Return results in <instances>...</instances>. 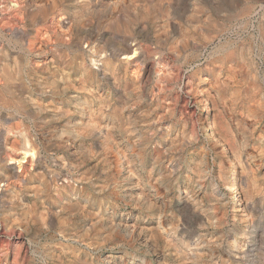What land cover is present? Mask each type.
Listing matches in <instances>:
<instances>
[{
  "label": "rangeland",
  "instance_id": "374dc122",
  "mask_svg": "<svg viewBox=\"0 0 264 264\" xmlns=\"http://www.w3.org/2000/svg\"><path fill=\"white\" fill-rule=\"evenodd\" d=\"M92 1L98 2V0H0V24L3 21L10 20L15 10L20 9L24 12L26 8L28 10L25 11V14L33 16L42 13V20L52 24V27L57 30L58 25L63 24L61 23L63 20L65 27H68L69 24L72 25L73 19L76 18L74 13H78L80 9V5L74 4V2ZM102 1L113 2L114 0H99V2ZM118 1L121 3L118 4ZM9 2L10 6L8 7ZM27 2L28 5H26ZM30 2H34L33 5ZM114 2L115 11L113 14L115 15V34L117 35V38L115 37V47L119 41L118 39H120L119 35L126 32L132 34V39L128 40L127 43H132L131 45L137 43L136 45H139L143 55L141 61H138V64L135 65L136 67L130 68V71L136 68L134 69L135 84L131 85L130 79L126 78L120 81L119 91L116 92L115 89L116 106L120 107L122 103L127 106L123 112H121V107L119 108L117 121L128 123L131 131L127 133L121 128L114 129V139L120 143L122 141L121 144L125 147L123 149L126 150V157L130 160L129 162H131L130 164L134 169V177L132 180H130L131 178L120 180L115 189L117 192H113L114 195L109 188L102 190L101 193L96 192L90 182L100 183L104 180V175L99 172L101 166L95 167L89 153L91 149H93L92 152H95L97 147L84 141L83 148H80L77 153L68 154L67 158L79 163L82 169L86 171V179L89 181L77 183L76 188L83 195L91 194L86 202L87 206L82 207L84 201L78 200L76 197L71 202L63 203L62 209L58 208L59 203L55 198H51L47 203L41 205L39 202L33 204L30 199L27 200L26 197H23L22 202L35 206L37 210L35 221L30 220L27 223V230L14 226L11 230L8 229L10 231H7L2 229L3 223L0 219V245H4L6 242V245L9 244L7 245L8 249L14 246L18 248L21 245V248L19 247V261H21V264H67L68 262V264H90L95 261L97 255L106 259L107 263L105 264H172L173 262V264H264V0H117ZM15 3L16 6L14 7ZM19 5L21 6L19 7ZM74 5L76 6L74 7ZM24 6L25 8H23ZM11 7L12 9H9ZM3 8L9 10L6 11ZM159 11L162 13L161 16L165 13L168 16L165 14L164 17H161ZM121 13L122 16H120ZM156 13L159 14L155 15ZM103 15L100 16V21L106 18V14ZM167 18L168 21L170 20L169 22L166 20ZM141 20L144 21V25L136 27L137 22ZM122 22H127L128 25L121 26ZM164 25L168 30L166 29L165 34L163 33L160 35L161 37L156 38L154 32H157L158 26L164 27ZM3 29L0 28V44L5 45L8 43L7 45L13 48L16 47L17 44L13 45L12 38L14 37L12 33L6 28ZM3 37L4 39H2ZM83 48L86 51L89 49L86 44H83ZM136 52L134 56L138 54V50ZM120 56L116 55V58ZM137 67L139 68L137 69ZM148 68L150 69L148 70ZM200 88H202L201 91ZM202 95L206 96L209 101L210 112L208 113L214 119V126L210 132L206 131L202 124V105L200 101ZM143 111L144 113H142ZM165 118L167 119L165 120ZM20 119L24 121L25 125L30 123L31 136L33 135L32 137L36 140L40 153L42 152L40 156L42 155L41 159L44 164L50 165V167L52 165V168L56 169L44 150V138L46 137L36 131L37 129L32 126V122L24 118L9 119L3 122V132L8 138V148L5 145L6 153H8L7 157L10 154L12 156L23 154L27 138L18 132L16 133V128L21 125ZM154 133H156V137ZM119 134L120 136H118ZM148 140L150 143H148ZM220 142L226 144L229 151L227 155L219 151ZM16 143H19L20 146H17ZM10 144H16V148H19L12 152L9 149ZM108 155L111 156V154ZM108 155L106 156V165L107 168L112 169L113 159L111 158L113 156ZM58 156L60 158L65 157L61 152ZM29 158L25 156L24 160L19 161L18 158L13 161L7 159V161L10 160L7 165L14 167L17 172L23 174V164L26 163L28 167H31V163L26 162ZM161 162L163 163L161 164ZM231 162L235 163L239 169V194L244 208H246V211L248 210L249 216L247 219L242 218L241 213L230 206L228 196L223 194L226 183V169ZM153 166L155 167L153 168ZM49 177L51 178L49 185L53 186L55 178L53 175H49ZM142 177H145V179ZM158 178L159 180H157ZM145 194H147V197ZM127 202L130 204L128 205ZM114 203L119 206L116 207ZM135 203H138V206H134ZM128 208L130 209L128 210ZM214 208L218 211L213 210ZM42 209L46 214L42 212ZM48 210L52 211V215L53 212H57L58 215H50V219L56 227L61 228L60 231L44 229L36 220H43L46 216L49 219ZM93 215H98L100 222H103H99L97 225L101 231L110 235L109 241H106L98 249L85 246L82 237V232L90 226ZM59 220H61V223H59ZM56 223H59V226ZM252 224L256 227L254 234L250 238H244V231ZM149 237L151 240H148ZM159 237H161L160 241ZM66 238L68 241H66ZM133 238H135V241H133ZM235 239L238 240L237 244H234ZM112 245L113 247L109 248ZM135 250L137 252H134ZM114 251L115 253L119 252L117 257L106 256ZM10 256L12 257V253L8 252L7 261L11 259ZM168 259L170 260L167 261Z\"/></svg>",
  "mask_w": 264,
  "mask_h": 264
},
{
  "label": "bare ground",
  "instance_id": "6f19581e",
  "mask_svg": "<svg viewBox=\"0 0 264 264\" xmlns=\"http://www.w3.org/2000/svg\"><path fill=\"white\" fill-rule=\"evenodd\" d=\"M114 1H117V0H114ZM114 1L113 2H103V1L99 2V0H98V2H93V1L92 2H74V4L80 5V9H79L78 13H74V17H76V18L73 19L72 25H70L69 24L70 22H69L68 23L69 26L65 27L66 25L64 24L65 22L63 20V22H61V23H63L65 26L63 24L58 25L57 30H55V27L54 28L52 27V24H50V23L48 24L47 22L42 20V16H43L42 13H41L42 16L39 14L38 15L36 14L33 16H31V14H30V16L25 14V11L28 10L25 8V6L23 7V8H25L24 12H23V10L19 9V10H15V12H13L14 13L13 14L11 12L13 10H11L10 12L13 14V15H11L12 18L10 17V20H8V21H3V22L1 21L2 23L0 24V28H4V29L6 28L7 30H9L14 37V38H12V40L14 42L13 45L17 44V46L14 48L12 46L7 45L8 43L5 45L0 44V185H2V187H0V219L3 223L2 229L10 231L12 227L16 226V228L20 227V228H23L24 230H27V223L30 220L35 221V212L37 211L35 206L33 205V204H35V202H39L41 205H43V204L47 203L48 200H50L51 198H55V200L59 203L58 208L62 209L61 206L63 203L71 202L76 197V199L84 201V203L82 204V207L85 208L87 206L86 202L88 201V198L91 194L89 193V195H87L85 193L86 195H83V193L82 194L79 193L78 189L76 188L77 183L82 182V181H89L88 179H86L87 178V175H85L86 171L82 169V166L79 163H77L75 161L73 162L67 158L68 154H73L74 152L77 153V151H79L80 148H83V146H84L83 142L84 141H86L89 144L92 143L95 147H97L95 152H92L91 150H93V149H91V150H89V153L91 154V157L93 159L92 161L95 163V167L98 168L99 166H101V167H99L100 168L99 172L104 175V180L102 182H100V183L90 182L91 185L93 186L94 190H96V192L101 193V191L106 189V188H109L112 193L117 192V191H115V189L117 188V186H118L117 183L120 180H122L124 178H127L128 180L131 178L130 180H132V178L134 177V169L130 164L131 162H129L130 160H128L126 157L127 154H126V150L123 149L125 147L122 146V144H121L122 141L120 143L118 140L114 139V132H113L114 129L116 130L117 128H121L124 132H127V133H130V131H131L128 123H119L117 121L118 116H119V112H120L119 108L121 107V112H123L127 106L125 105V103H122V102H121L122 104L120 105V107L116 106L115 89L117 90L116 92H118L119 87H120V81L125 80L126 78L130 79L131 85L135 84V82H134V79H135L134 69H136V68L131 69V71H130V68H132L136 64H138L137 62L141 61V59L143 58V55H142L141 48L139 47V45H136L137 43L134 44V45H136L135 47H134V45H131L132 43L131 44L127 43L128 40L132 39L131 38L132 34L130 35L126 32H123V34L119 35L120 39H118L119 41L117 42V46L115 47V37L117 38V35L115 34V15L113 14V12L115 11V2ZM119 2L120 1H118L117 3L119 4ZM33 3L34 2H32L31 4L33 5ZM126 3L128 4V2H126ZM26 5H28V2ZM9 6H10V2H9L8 7ZM13 6L15 7L16 3ZM20 6L21 5H19V7ZM66 6H67V4H66ZM75 6L76 5H74V7ZM14 7H13V9H15ZM3 9H5V8H3ZM9 9H12V7ZM9 9H5V10L7 11ZM58 9H59V7H58ZM61 9H64V8H61ZM30 10H32V9H30ZM46 10H47V8H46ZM53 11H54V9H53ZM34 12H35V10H34ZM65 14H67V13H65ZM103 14H106V18L103 21H100V16ZM115 14H117V13H115ZM157 14H159V13H156L155 15H157ZM165 14H163V16H161L162 15V13H161L160 16L164 17ZM169 14H171V13H169ZM120 16H122V13L120 14ZM166 16H168V14H166ZM118 17H119V15H118ZM43 18H45V17H43ZM46 18H47V16H46ZM53 18H54V16H53ZM59 19H61V18H59ZM160 19L162 20V18H160ZM0 20H1V18H0ZM6 20H7V18H6ZM122 20H124V19H122ZM166 20L168 21V18ZM126 21H127V19H126ZM156 22H158V21H156ZM163 23H165V21H163ZM120 25L125 27V25L127 26L128 24H127V22H122ZM138 25L142 27L144 25V21H142V20L138 21L136 27ZM165 25H167V24H165ZM165 25H164V27L158 26V28L156 30L157 32H154L155 33L154 35L156 36V38H159V37H161L160 36L161 34L166 33L165 30L167 28H165ZM167 27H168V25H167ZM149 30H150V28H149ZM140 31H141V29H140ZM140 36H141V34H140ZM163 37H164V35H163ZM7 38H9V37H7ZM182 38H183V36H182ZM2 39H4V37ZM192 40H193V38H192ZM207 40H208V38H207ZM177 41H180V40H177ZM83 44L87 45V47L89 48V49H87L88 51H86L83 48ZM176 44H178V43H176ZM159 45H160V43H159ZM163 48H164V46H163ZM136 50H138V54L134 56V53H137ZM162 51H165V50H162ZM163 53H166V52H163ZM146 54H147V52H146ZM116 55H121V56L116 58ZM145 56H147V55H145ZM145 56H144V58H145ZM176 56H177V54H176ZM176 56H175V58H176ZM159 63H160V61H159ZM162 65H163V63H162ZM138 68L139 67H137V69ZM149 69L150 68H148V70ZM165 74H166V72H165ZM161 76H162V74H161ZM146 80H147V78H146ZM126 83H127V81H126ZM201 89L202 88H200V91H201ZM156 90H158V89H156ZM122 92H124V91H122ZM122 96H124V95H122ZM200 101H201V105H202L201 106V114H202V119H203L202 124L204 126V129L206 131L210 132L214 126V119L208 113V112H210L209 111L210 110V103L207 100L206 96H204V95L201 96ZM132 105H134V104H132ZM172 112H173V110H172ZM142 113H144V111ZM161 113H162V111H161ZM128 114H130V113H128ZM169 116H170V114H169ZM172 116H174V115H172ZM17 118H24L26 120L28 119L30 122H32V126L35 127V129H37L36 131H38L40 134H43L46 137V138H44L45 139L44 140L45 141L44 150L47 153L48 157L50 158V161L52 162V164L54 166H56V169H53L52 165L50 167V165L44 164V162L41 159L42 155L40 156V154L42 152L40 153V150H39V147L37 145L36 140H34V138L32 137L33 135L31 136V133H30L31 128L29 126L30 123L28 125H25L24 121L22 119H20V121H19L21 123L20 127H19V124L17 125L19 128H16V133L18 132L21 135H23L25 138H27L26 139V145H24L25 146L24 150L21 148V150H23V154L22 155L19 154L18 156H12L10 154V156L7 157L8 153H6L7 150H5V145L8 148V146H7L8 138L6 135H4V132H3V130H4L3 122L5 120L17 119ZM166 119L167 118H165V120ZM16 123H17V121H16ZM10 124H11V122H10ZM150 127H151V125H150ZM9 129H11V128H9ZM154 130H155V128H154ZM13 131H14V129H13ZM156 133H154V135ZM169 133H170V131H169ZM162 134H163V132H162ZM149 135L151 136V134H149ZM118 136H120V134ZM159 136L161 137V135H159ZM155 137H156V135H155ZM146 138L148 139L149 137H146ZM12 139L14 140V138H12ZM41 139H43V138H41ZM21 140H23V139H21ZM138 140H140V138H138ZM142 141H144V140H142ZM144 142H146V141H144ZM148 143H150L149 140H148ZM11 144H13V143H11ZM11 144L9 145V149L12 152H14V150L19 148V147L16 148L17 143L15 145H11ZM18 145H19V143L17 144V146ZM166 146H165V148H166ZM85 149L88 150L87 148H85ZM131 150H132V148H131ZM180 150H181V148H180ZM146 151H148V150H146ZM219 151L222 154H226V155L228 154L229 151H228V148L224 142L219 143ZM60 152L65 155L64 158L63 157L60 158L58 156V154ZM127 152H128V150H127ZM15 153H16V151H15ZM150 153H152V152H150ZM79 154H80V152H79ZM85 154H86V152H85ZM108 154H111V156ZM147 154H148V152H147ZM107 155L110 157L113 156V158H111V159H113L112 169L107 168L108 167L106 165V162H107L106 156ZM156 155H157V153H156ZM25 156L26 157L28 156V158L31 156V158L26 160V162L31 163L30 164L31 167H28V164H26V163L23 164L22 165L23 174L17 172V170H15L14 167L7 165V162L10 161V160L7 161V159H11L13 161V160H16L18 158L17 160L19 161V160H24L23 158H25ZM151 156H152V154H151ZM151 156L149 157V159L151 158ZM155 161H156V159H155ZM162 163L163 162H161V164ZM173 164H175V163H173ZM142 165H144V164H142ZM159 166H161V165H159ZM18 167H19V164H18ZM86 167H88V166H86ZM154 167L155 166H153V168ZM20 169H21V167H20ZM159 169H160V167H159ZM136 170H137V168H136ZM215 170H217V169H215ZM174 173H175V170H174ZM49 175H53L55 178L53 186L49 185V182L51 180ZM199 175H201V174H199ZM168 177H170V176H168ZM178 177H180V176H178ZM142 178L145 179V177H142ZM157 180H159V178ZM225 180H226V183L224 185V193L223 194L228 196L227 197L228 201L231 203L230 206L234 207V209H236L237 212H240L241 213L240 215L243 216L242 218L247 219L249 214L247 212L248 210L246 211V208H244V206H243L244 204H242V202H241V198H240V194H239V169L235 163L231 162L228 165V167L226 169ZM201 181H202V179H201ZM123 183H124V181H123ZM127 183H129V182H127ZM146 183H148V182H146ZM150 184H151V182L149 183V185ZM127 186H129V185L127 184ZM130 186H132V185L130 184ZM80 187H81V185H80ZM155 187H153V188H155ZM81 188H83V187H81ZM134 188H135V186H134ZM124 189H125V187H124ZM200 189H201V187H200ZM142 190H144V189H142ZM128 191L130 192V190H128ZM114 194L115 193H113V195ZM145 195L147 197V194H145ZM149 195H148V197H149ZM109 196H111V195H109ZM23 197H26L27 200L30 199L33 202V204L28 205V204H26V202H22ZM203 198H205L204 195H203ZM141 203H143V202H141ZM223 203H225V202H223ZM114 204L116 205V203H114ZM129 204L130 203H128V205ZM137 204L134 206H138ZM47 206H48V204H47ZM107 206H108V204H107ZM117 206H119V205H116V207ZM132 206H130V207H132ZM215 206H216V204H215ZM37 207H39V206H37ZM212 207H213V205H212ZM144 208H146V207H144ZM221 208H224V207H221ZM129 209L130 208H128V210ZM105 210H108V209H105ZM159 210H161V209H159ZM213 210H217V209L214 208ZM14 211H16V212H14ZM42 212L44 214H46L43 209H42ZM42 212H41V214H43ZM48 212H49L48 213L49 219H47V216H46L44 219L42 217H40L43 220H41V219L40 220L36 219V220L39 221L40 226L44 227V229H48V230L49 229H51V230L55 229V230L60 231L61 228L56 227V225L53 222H51L50 215H52V211L48 210ZM128 213H129V211H128ZM38 214H39V212H38ZM102 214H105V213H102ZM53 215H58V214H57V212H53ZM135 215H137V214H135ZM226 215H227V213H226ZM128 216H130V215H128ZM107 217H109V216L107 215ZM107 217H106V219H107ZM110 219H112V218H110ZM146 219H148V218H146ZM61 220H59V223H61ZM118 221H119V218H118ZM232 221H234V220H232ZM99 222H100V217L98 215H93L91 218L90 226L82 232L84 245L89 247V248L94 247V248L98 249L100 246L105 244L106 241H109L108 239H110V235L108 233H103L101 231V229L97 226L99 224ZM213 222H215V221L213 220ZM59 223H56V224L59 226ZM146 224H147V222H146ZM246 224H249V223H246ZM137 226H139V224H137ZM202 226H204V225H202ZM128 227H129V225H128ZM130 227H131V225H130ZM230 228H232V227H230ZM8 229H10V230H8ZM255 229H256V227L254 224L249 225L246 228V230L244 229L245 231L243 233V237L244 238H250V236L252 234H254ZM7 231H6V233H7ZM20 233H21V230H20ZM136 233H137V231H136ZM117 234H118V232H117ZM156 235H157V233H156ZM134 236H136V235H134ZM160 238L161 237H159V241H160ZM128 239H130V238H128ZM133 239H134L133 241H135V238H133ZM237 239L234 240V244H237V242H238ZM148 240H151L150 237L148 238ZM22 241H21V243H22ZM66 241H68V239ZM133 241H132V243H133ZM132 243H131V246H132ZM152 243H150V244H152ZM128 244L130 245V242ZM7 245H9V244H7ZM7 245H6V242L4 245L3 244L0 245V264H21L20 263L21 261H19L20 260L19 259V247L21 245L18 248H15V246L13 245L14 247H11V249H8ZM239 245H241V244L239 243ZM200 246H199V248H201ZM254 246H256V245H254ZM112 247H113V245L109 246V248H112ZM166 248H167V246H166ZM202 249H203V247H202ZM5 250H8V251L6 252ZM154 251L157 252L158 250H154ZM8 252L12 253V257L10 256L11 259L8 260V261H10L9 263L7 261V253ZM134 252H137V251L135 250ZM161 252H164V251H161ZM118 253L119 252L115 253V251H114V252H111L110 254H107L106 256L107 257H111V256L117 257L119 255ZM129 253H130V251H129ZM131 253H133V252H131ZM174 253H175V251H174ZM201 253L203 254L204 252H201ZM142 254H143V252H142ZM144 258H146V257H144ZM162 259H163V257H162ZM91 260H92V258H91ZM136 260H134V261H136ZM145 260H147V259H145ZM169 260L170 259H168L167 261H169ZM182 260H183V258H182ZM66 261H68V260H66ZM125 261H127V260H125ZM105 263H107L106 259L100 257V255H97L95 257V261L90 263V264H105ZM184 263H186V262H184Z\"/></svg>",
  "mask_w": 264,
  "mask_h": 264
}]
</instances>
